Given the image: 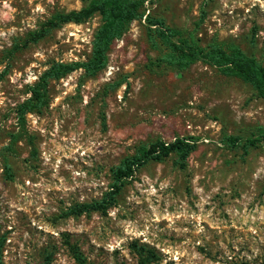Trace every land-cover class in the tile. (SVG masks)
Masks as SVG:
<instances>
[{
	"label": "rangeland",
	"instance_id": "374dc122",
	"mask_svg": "<svg viewBox=\"0 0 264 264\" xmlns=\"http://www.w3.org/2000/svg\"><path fill=\"white\" fill-rule=\"evenodd\" d=\"M91 0H0V232L4 264H264V146L247 155L223 135L264 131V98L237 78L197 63L184 72L152 65L158 50L132 22L95 76L51 81L48 105L21 123L16 108L55 62L89 58L100 25L64 24L36 42L55 14ZM146 13L195 30L202 45H235L264 63V0H149ZM26 41H29L27 44ZM195 137L184 169L171 155L136 170L105 213L64 217L109 190L110 168L141 144ZM14 139V140H13ZM10 170L11 178L5 172Z\"/></svg>",
	"mask_w": 264,
	"mask_h": 264
},
{
	"label": "trees",
	"instance_id": "16d2710c",
	"mask_svg": "<svg viewBox=\"0 0 264 264\" xmlns=\"http://www.w3.org/2000/svg\"><path fill=\"white\" fill-rule=\"evenodd\" d=\"M149 0H91L79 10L55 14L40 31L30 34L29 41L36 42L50 31L64 24H80L94 15L100 17V25L93 35L89 58L83 62H55L44 71L29 88V98L16 108L17 119L23 123L29 113H38L48 105V85L71 72L82 70L84 76L93 77L106 66L107 53L112 43L119 39L132 22L145 24V35L149 45L158 50V56L152 65L165 67L173 71L184 72L191 66L202 63L216 69L225 77L237 78L251 87L255 94L264 98V63L253 55H247L235 45H224L213 41L202 45L196 29L183 31L165 24L162 18L146 13ZM29 41H26L27 44ZM14 140V139H13ZM222 143L227 149H238L247 155L251 148L264 146V131L259 137L243 139L234 135H223ZM197 148V138H175L172 142L156 140L141 144L134 154L123 158L116 166L110 168L111 184L109 190L99 200L77 204L63 214L64 217H77L91 213H105L112 207L117 197L139 168L150 162H162L171 155L173 165L184 169L189 156ZM8 178L10 170L5 166ZM4 237L0 232V264L3 263L2 252ZM75 264H90L76 246L69 247ZM156 260L153 251L139 249L137 264H151ZM42 264H51V254L47 253Z\"/></svg>",
	"mask_w": 264,
	"mask_h": 264
}]
</instances>
